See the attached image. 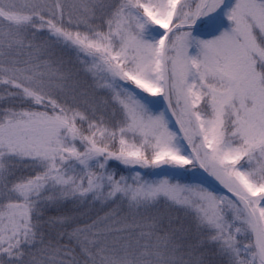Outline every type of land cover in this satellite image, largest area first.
Wrapping results in <instances>:
<instances>
[{"label": "snow or ice", "instance_id": "6c2138e0", "mask_svg": "<svg viewBox=\"0 0 264 264\" xmlns=\"http://www.w3.org/2000/svg\"><path fill=\"white\" fill-rule=\"evenodd\" d=\"M0 264H264V0H0Z\"/></svg>", "mask_w": 264, "mask_h": 264}, {"label": "rangeland", "instance_id": "374dc122", "mask_svg": "<svg viewBox=\"0 0 264 264\" xmlns=\"http://www.w3.org/2000/svg\"><path fill=\"white\" fill-rule=\"evenodd\" d=\"M58 54H63L64 58L67 60L69 58L68 53H61V50L57 48ZM163 105H161V108ZM173 127L178 129V125H175V121L173 119ZM108 170L109 171H115L118 175H124V176H132L135 174V172H140L142 176L145 179H159L163 178L164 175H171V173L168 170H165L163 173L159 169H150V168H140V167H131V166H124L119 163V165L114 160H110L108 163ZM196 175L199 177H208L213 184L216 187L222 188L223 190H226L223 188L222 185L219 184L218 181H215L214 178L208 176L207 173H205L202 169L197 168L196 170H190L188 173H185V177H189L191 175ZM131 182V180L129 181ZM227 191V190H226ZM221 194V193H220ZM225 195V194H222ZM112 207H115L113 205ZM109 209L105 207L103 204L98 202H93L91 199H88L85 202L82 203H72L67 202L63 205H49L43 210V217L44 220H48L50 217H57V216H63V215H71L76 217L78 220H87L88 217H91V213L94 214L92 218H95L97 214L103 215L105 211H108ZM45 231L47 234L55 235L58 229L46 227Z\"/></svg>", "mask_w": 264, "mask_h": 264}, {"label": "water", "instance_id": "95a60500", "mask_svg": "<svg viewBox=\"0 0 264 264\" xmlns=\"http://www.w3.org/2000/svg\"><path fill=\"white\" fill-rule=\"evenodd\" d=\"M208 179V178H207ZM208 181H209V179H208ZM210 182V181H209ZM212 185V184H211ZM213 186V185H212ZM219 193H221V194H225V195H231L230 193H228L227 191H225V190H223V189H221V188H217V187H215V186H213Z\"/></svg>", "mask_w": 264, "mask_h": 264}, {"label": "trees", "instance_id": "16d2710c", "mask_svg": "<svg viewBox=\"0 0 264 264\" xmlns=\"http://www.w3.org/2000/svg\"><path fill=\"white\" fill-rule=\"evenodd\" d=\"M114 161H115V160H114ZM116 163L119 165L120 162L116 161ZM120 164H121V163H120ZM121 165H123V164H121ZM211 182H212V181H211ZM212 183H213V182H212ZM93 216H94V214L91 213V217H93Z\"/></svg>", "mask_w": 264, "mask_h": 264}]
</instances>
